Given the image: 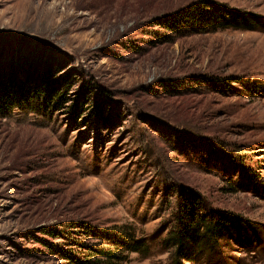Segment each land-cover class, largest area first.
Wrapping results in <instances>:
<instances>
[{"label":"rangeland","instance_id":"obj_1","mask_svg":"<svg viewBox=\"0 0 264 264\" xmlns=\"http://www.w3.org/2000/svg\"><path fill=\"white\" fill-rule=\"evenodd\" d=\"M198 1L264 18V0H0V74L62 93L0 117V264H76L129 232L147 247L118 264H176L179 189L251 232L211 261L264 264V27H166Z\"/></svg>","mask_w":264,"mask_h":264},{"label":"trees","instance_id":"obj_2","mask_svg":"<svg viewBox=\"0 0 264 264\" xmlns=\"http://www.w3.org/2000/svg\"><path fill=\"white\" fill-rule=\"evenodd\" d=\"M167 18L169 20L166 27L171 30L202 32L227 29L251 30L256 25L264 27V18L212 1L192 3ZM61 98L60 89L49 81L36 85V82L31 80L16 82L9 76L0 74L1 118L7 117L14 110L24 108L36 114L47 112L51 108L58 107ZM71 107L72 111H77L80 108L78 102ZM175 199L174 223L168 240L175 247L173 260L176 264L184 262L187 264H221L222 261L219 260L211 261L213 256L216 259H220V257L226 259V255H221V251L218 249L220 241L232 242L236 240L239 242L243 233L247 236L250 232L249 229L243 231L244 228H242L239 218L214 210L197 195L179 189L176 190ZM96 235L93 237L97 238ZM234 235L235 239H233ZM99 238L107 242L110 241L114 247L113 250L86 247L89 251L88 255L93 259L74 260V263L118 264V262L127 259V255L120 256L122 253H141L140 249L147 247L145 241L136 238L132 232L125 233V236L123 234L119 236L106 234ZM69 256L77 259L74 254Z\"/></svg>","mask_w":264,"mask_h":264}]
</instances>
